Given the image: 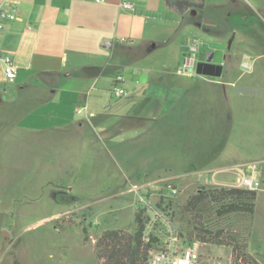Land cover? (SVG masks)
I'll return each instance as SVG.
<instances>
[{
  "label": "rangeland",
  "instance_id": "rangeland-1",
  "mask_svg": "<svg viewBox=\"0 0 264 264\" xmlns=\"http://www.w3.org/2000/svg\"><path fill=\"white\" fill-rule=\"evenodd\" d=\"M239 30L238 36L221 37L223 46L231 47L222 77L203 83L209 124L201 148L173 149L166 138L149 147L146 136L128 129L110 133L115 138L94 127L36 136L16 126L22 96L1 95L13 108L0 103V264H102L96 248L106 230L136 231L140 205L133 185L174 183L179 189L174 200L181 207L200 187H224L212 184L215 180L238 185L240 168L250 174L254 164L264 180V47H252L245 30ZM184 35L185 42H218L204 32ZM206 48L200 53L205 55ZM161 53L149 58L159 59ZM171 70L195 72L182 58ZM58 193L68 200L56 198ZM257 193L249 251L264 264V185ZM156 195L150 200L154 205ZM175 215L177 229H190L178 210ZM200 252L207 264H231V248L201 245Z\"/></svg>",
  "mask_w": 264,
  "mask_h": 264
},
{
  "label": "crops",
  "instance_id": "crops-1",
  "mask_svg": "<svg viewBox=\"0 0 264 264\" xmlns=\"http://www.w3.org/2000/svg\"><path fill=\"white\" fill-rule=\"evenodd\" d=\"M2 3L17 19L2 20L0 29V103L13 108L2 96H22L24 109L16 126L36 136L94 127L115 138L110 133L128 129L146 136L149 147L166 138L173 149L201 148L209 124L204 118L208 96L201 91L203 83L218 78L171 70L177 60H186L189 38L185 42L184 33L216 37L215 45L200 40L201 48L216 51L224 47L223 35L238 36L242 28L252 47H264V0ZM125 3L133 9L124 8ZM159 50L162 63L149 58ZM6 56L18 67L8 83L3 82ZM116 88L125 95L116 97ZM232 187L241 188L240 183Z\"/></svg>",
  "mask_w": 264,
  "mask_h": 264
},
{
  "label": "trees",
  "instance_id": "trees-1",
  "mask_svg": "<svg viewBox=\"0 0 264 264\" xmlns=\"http://www.w3.org/2000/svg\"><path fill=\"white\" fill-rule=\"evenodd\" d=\"M155 209L156 225L149 229L153 214L148 208L139 207L135 212L134 233L106 230L97 245L102 264H150L151 252L164 247L170 228L177 233L181 246L194 242L203 245L231 248V264H261L249 251V235L256 212L258 193L242 188L200 187L185 205L179 207L172 197H158ZM177 210L181 222L187 224L185 232L175 226ZM176 212V213H175ZM149 231L150 241L145 240Z\"/></svg>",
  "mask_w": 264,
  "mask_h": 264
},
{
  "label": "built area",
  "instance_id": "built-area-1",
  "mask_svg": "<svg viewBox=\"0 0 264 264\" xmlns=\"http://www.w3.org/2000/svg\"><path fill=\"white\" fill-rule=\"evenodd\" d=\"M97 3H103L105 0H94ZM126 9H133V6L125 3L123 5ZM17 19L15 13L9 12L5 9L4 3L0 4V29L4 28V20L14 21ZM3 20V21H2ZM203 43L200 40L188 39L185 47L186 60L184 62L185 67L192 68L196 65L198 52L201 49ZM194 62V65L192 64ZM4 64V76L3 82L8 83L11 79L15 78L18 72V67L15 65L13 59L6 56L2 59ZM193 65V66H192ZM195 69V66H194ZM187 73L185 70H179L178 74L183 75ZM120 79L122 77H119ZM116 97L121 98L125 95L124 91L120 88H116L114 91ZM250 174L246 173L243 168L239 169L241 175L240 187L242 189L257 192L263 185L264 180L261 177L260 172L257 170L256 165H252ZM216 175L214 176V178ZM142 190V192H141ZM171 193L170 196L165 194V191ZM144 191V192H143ZM131 192H134L139 201V207L148 208L152 214L153 219L149 223V229L154 227L157 222L158 217H162L159 212L155 209V205L150 202L151 197L156 193L158 197H172L176 198L179 194V189L174 183L167 182L165 184H160L159 182H147L141 185H133ZM164 222L170 228V236L164 239V247L161 250H153L151 252L150 264H207L203 255L200 252L201 244L200 242H194L188 246H181V242L177 233L171 228L169 222L163 219ZM145 240L150 241L149 231L145 234Z\"/></svg>",
  "mask_w": 264,
  "mask_h": 264
},
{
  "label": "water",
  "instance_id": "water-1",
  "mask_svg": "<svg viewBox=\"0 0 264 264\" xmlns=\"http://www.w3.org/2000/svg\"><path fill=\"white\" fill-rule=\"evenodd\" d=\"M230 47V46H229ZM224 51L217 50V51H210L207 52L205 55L200 56V61L192 67L198 75L212 77V78H221L224 72ZM193 71V70H192Z\"/></svg>",
  "mask_w": 264,
  "mask_h": 264
},
{
  "label": "flooded vegetation",
  "instance_id": "flooded-vegetation-1",
  "mask_svg": "<svg viewBox=\"0 0 264 264\" xmlns=\"http://www.w3.org/2000/svg\"><path fill=\"white\" fill-rule=\"evenodd\" d=\"M230 48L231 47H221L220 49H217V50H223L224 51V60H223L224 69H225V65H226V62H227L226 54H227V52L229 51ZM208 52H210V51H208ZM56 198H64V200H68V195L65 194V193L64 194L63 193H58V194H56Z\"/></svg>",
  "mask_w": 264,
  "mask_h": 264
}]
</instances>
